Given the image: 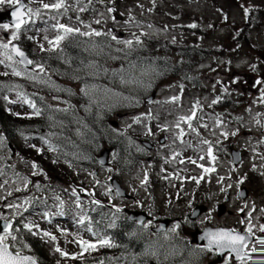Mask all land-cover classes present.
<instances>
[{
    "label": "rangeland",
    "instance_id": "374dc122",
    "mask_svg": "<svg viewBox=\"0 0 264 264\" xmlns=\"http://www.w3.org/2000/svg\"><path fill=\"white\" fill-rule=\"evenodd\" d=\"M21 1L27 9L28 6L36 9L39 15L49 4L48 0ZM174 6L179 11L173 9ZM251 7L260 12L251 39L257 48L243 44L246 41L233 42L235 27L241 25L245 11ZM110 10L112 14L101 12L98 17L103 18L112 33L115 46L126 44L131 39L127 34L137 32L155 38L158 45L166 42L184 46L193 42L207 49H220L221 53L216 54L214 60L207 57L194 65L192 73L198 74L203 90L187 86L180 77L160 76L154 66L143 62L115 71L108 78V84L103 83L100 70L87 64L79 69L80 74L97 82L84 85L80 81L77 85L66 80L68 87L61 85L55 76L54 82L41 79L39 70L34 69L35 64L26 73L13 69L3 71L0 67L1 75L12 77L0 84V107L6 114L15 119L26 117L29 109L16 89L22 87L28 91L40 87L48 94L46 99L51 107L60 111V118L62 115L69 121L68 128L51 121L58 136V132L66 135H60V139L69 140V149L61 153L63 159L55 158L53 171L48 167L52 161L46 162L51 156L42 153L45 151L43 142L57 135L48 129L37 135L22 127L5 139L0 130V221L17 222L18 228L12 227L14 232L27 228L44 244L45 252L38 259L41 264H71V256L85 258L88 255L80 254L79 246L92 243L93 238L80 222L83 211L93 203L106 208L121 205L128 212L139 211L144 205L151 216H160L158 220L179 218L174 228H168L162 235V241L158 234H143L133 228L136 234L148 238L142 243V254L134 259L141 257L148 260L145 261L148 264H172L176 260L174 264H209L215 260V255L210 256L212 251L191 243V232L195 230L222 226L261 239L264 234V0H124L117 9ZM128 13L145 22L126 24L123 16ZM54 20L57 21L56 17L48 18L49 23ZM199 21H205L204 27H209L205 34L198 36L190 33L189 28ZM58 24L66 26L68 22L59 19ZM45 28L46 25L31 31L20 30L24 35L21 41L33 40L29 48L32 52L35 47H44ZM15 31L0 24V60L14 62L7 50ZM246 36L240 39L245 40ZM102 65L107 68L111 64L102 62ZM78 89L85 101L77 110L89 113L94 104L97 109L93 120L102 123L104 135L111 140L126 136V140L116 146L119 151L102 138L97 144L87 141L88 128L81 129L89 125L73 121L75 113L71 104L76 98L70 97V105L67 101L70 93L79 92ZM222 90L228 91L238 104L232 111L238 120L234 123H228L224 115L207 107ZM127 93L141 95L144 102L135 105ZM151 95L155 98L147 103ZM149 143L154 145L153 150L147 148ZM220 143H223L222 148L228 146L227 149L241 151L242 157L236 165L228 153L226 157L221 152L219 157L211 155L215 150L213 146ZM82 146L90 149L96 158L106 148L114 153L109 155L108 165L101 167L97 159L93 162L85 158ZM37 162L39 165L41 162L40 167L36 166ZM118 166L121 173L115 171ZM111 173L118 178H111L112 181H116L127 196L116 198L111 194L107 186ZM241 189H246V200L236 196ZM201 204L207 208L203 214L185 223L183 216ZM219 205L226 206V210L219 213L216 209ZM57 209H61L60 213ZM97 235L100 239L103 236ZM3 242L6 241L3 239ZM11 249L19 254L31 252L29 247L11 246ZM103 260V264H120L115 256H105ZM237 264L248 262L243 260Z\"/></svg>",
    "mask_w": 264,
    "mask_h": 264
},
{
    "label": "trees",
    "instance_id": "16d2710c",
    "mask_svg": "<svg viewBox=\"0 0 264 264\" xmlns=\"http://www.w3.org/2000/svg\"><path fill=\"white\" fill-rule=\"evenodd\" d=\"M19 0H0V12L11 9L15 3ZM49 4L43 8L42 14L34 9L32 6H28L29 17L26 20L22 32L35 30L37 27L46 25L45 28V38L43 40V45L35 47L32 52L29 48L32 47V41L24 37L21 31H15L14 37L11 40L17 43L31 58L35 68L39 70L38 76L41 79H45L50 82H54V77L57 81L64 87H68L66 80L77 83L82 81L83 84L86 82L96 83L95 78H88L79 74V69H83L87 64H92L94 68L100 70L99 73L102 76L103 83L108 84V78L115 71H121L128 67L132 63L143 62L146 65H152L155 67L157 73L163 77H180V80L186 85H191L194 89L198 91L203 90V86H200L198 74H193L192 70L199 61H203L207 57H212L214 60L216 54L221 53L220 49H207L203 46L196 45L195 43L186 44L184 46H174L165 42L163 45L156 44L155 38H149L144 36L142 33L130 32L131 39L127 41L126 44L115 46L112 33L106 28V24L103 18H99L98 15L101 12L110 13V8H118L120 3L124 0H48ZM173 9L179 11V8L174 6ZM259 9L251 7L247 8L244 13V20L241 25L235 27V34L233 38L234 43L251 44L252 45V35L256 32V27L258 25V18L260 15ZM37 12V13H35ZM34 13V14H33ZM44 14H47L48 18L56 17L57 21L50 22L48 18H44ZM59 19H64L68 22V25L61 26L58 24ZM124 22L126 24H136L140 22H145L141 17L134 14L128 13L123 16ZM44 20L46 21L44 23ZM205 21H199L196 26L191 25L189 28L190 33L194 35L205 34L208 31V27H204ZM34 24V27L32 26ZM182 30H186L180 27ZM139 32V31H138ZM243 35H247L245 40L240 39ZM249 36V37H248ZM32 39V37L30 38ZM31 41V43H29ZM93 45V46H92ZM253 48H257L254 44ZM250 49V48H249ZM160 51V52H159ZM7 53L10 54L9 50ZM247 54V53H246ZM10 58L13 59L11 54ZM113 60L115 63H112ZM14 62H9L6 60H0V67L4 70L13 69L19 73H26L14 59ZM102 62H107L109 65L104 68ZM252 67V64H251ZM250 67V68H251ZM46 73L48 75H46ZM51 75V77H50ZM10 76V75H9ZM11 77V76H10ZM7 75L0 74V84L2 82L10 79ZM12 78V77H11ZM179 79V78H178ZM22 81V80H21ZM13 82V79L10 80ZM257 81H254V85ZM24 85V83H20ZM74 86V84H72ZM112 87V86H111ZM181 85L178 87L181 89ZM72 91L75 89L71 86ZM17 95L21 100L27 105L29 109V114L23 119H15L13 116L6 114L0 107V127L3 133V137L6 139V135H12L13 131L16 133L17 129L23 127L30 133H35L37 135L42 134V130L48 129L53 135H57L54 131V126H51V121L54 124H59L62 128H68L69 121L65 116L61 115L60 111L51 107V102L47 101L48 94L43 88L34 87L31 90L25 91L24 88H17ZM74 94V93H73ZM60 98L61 94H58ZM132 103L140 106L143 101L141 95H134L133 93H127ZM76 98L75 103L71 104V108L74 115L73 121L88 124L89 126L83 127L81 130L87 129V141L97 144L102 138L107 140L110 147H113L115 151H119L116 147L126 140V136L123 135L119 139L111 140L104 135V128H102V123L100 121L93 120L96 115V106L91 105L92 110L89 113L83 114L80 109L77 110L78 106L82 104L84 100L83 97L76 92L74 96ZM68 104L72 103V99L68 97ZM72 98V97H71ZM52 101V100H51ZM78 103V104H76ZM231 98L228 91H220L215 94L214 99L210 104L207 105L209 109L215 110L219 115H224L228 123H234L237 118L234 117L232 111L238 104ZM129 105V104H126ZM230 113V114H229ZM66 114V111L63 115ZM80 114V115H79ZM229 114V117H225ZM149 121V118H146ZM86 124V125H87ZM56 138L47 140L44 139L45 151L51 156V159L47 161H52L49 169L53 171V163L56 156H60L61 153L66 152L69 149L67 144L69 140L60 139V135H65L62 132H58ZM66 136V135H65ZM228 141V140H227ZM226 141V142H227ZM73 147V146H72ZM213 154L220 155L223 153L226 157L228 152V146L223 147V143L218 144V146H213ZM83 154L87 155L85 158L96 162V157H93V152L85 146H82ZM84 156V155H82ZM47 158L49 156H42ZM38 161V158H36ZM41 165V162H39ZM89 163V162H88ZM39 167V165L36 164ZM115 171L121 173V168L117 167ZM121 169V170H120ZM124 171V170H123ZM116 174L112 173V176ZM151 194V190H148ZM121 219V212L117 210L116 207L106 208L102 205L93 204L87 211L84 212V223L86 231L91 237L96 238L97 234H102L103 239L95 240L96 246L91 245L88 247L80 246L82 254H88L85 258L76 256L77 258L71 257V264L80 263H104V257H116V260L120 264H138L148 260H143L137 255L141 254L143 245L142 243L147 242L146 238H142L139 234L133 230L134 226L127 220L115 223L114 226L110 225L112 219ZM141 233V232H140ZM145 234V233H143ZM14 241L12 244L16 248L29 247L30 251L34 256L39 259L42 258V254L45 252V246L40 240L32 234L29 229L22 228L19 229L17 233H13ZM136 242V243H135ZM178 260L174 261L172 264L176 263ZM145 264H148L145 262Z\"/></svg>",
    "mask_w": 264,
    "mask_h": 264
},
{
    "label": "water",
    "instance_id": "95a60500",
    "mask_svg": "<svg viewBox=\"0 0 264 264\" xmlns=\"http://www.w3.org/2000/svg\"><path fill=\"white\" fill-rule=\"evenodd\" d=\"M26 6L20 1L16 8H12L9 11L0 13V24H6L13 28L19 29L23 26L24 20L26 18L25 12ZM10 51L14 58L25 68L31 69L32 63L27 53L23 51L17 44L12 43L10 45ZM154 96L147 99V103H151ZM162 143V142H161ZM147 148H150L149 144H146ZM109 150H104L100 157H98V162L100 165L104 166L107 163ZM231 158L234 165L240 161V154L238 151L231 152ZM113 189L118 197L127 196L124 191L120 188L116 181L111 182ZM238 197L245 199L247 197V192L242 189ZM220 209V208H219ZM204 207H197L192 212L190 219L193 220L198 217ZM222 211L221 209L219 212ZM132 222H136L141 225L147 217L140 212H131L128 218ZM12 222H2L0 221V232L10 230ZM165 228L164 224H161L156 231H162ZM192 242L197 245H203L205 248L214 250L217 252V262L226 254H230L235 260H240L243 258L250 257V254L245 253V249L249 243L252 242V237L246 236L244 233L231 231L227 229H205L203 232L194 231L191 234ZM0 264H41L33 255H17L9 249L8 244H0Z\"/></svg>",
    "mask_w": 264,
    "mask_h": 264
},
{
    "label": "flooded vegetation",
    "instance_id": "af4514ba",
    "mask_svg": "<svg viewBox=\"0 0 264 264\" xmlns=\"http://www.w3.org/2000/svg\"><path fill=\"white\" fill-rule=\"evenodd\" d=\"M202 205H204V204L197 205V206H195L194 208H197L198 206L202 207ZM145 207H146V206L143 205V206H141V208H140V210H139V212H143V213L146 214V216L148 217V220H147L145 223H143V224L141 225V226H142L141 228H142V230H143V233L149 234V233H147V230H150V232H151L152 234H158V233L154 232V230H155V228H156L160 223H162V224H164V225H167L168 228L173 229L175 223L178 222V220H179L178 217H176L175 219H169V218H167V219H165V220H158V218H159L160 216H159V217L151 216L150 213L147 211V209H145ZM218 207H219V206H216V209H217ZM206 209H207V208L205 207V210H206ZM123 212H124L125 215H126L127 209L124 208V209H123ZM228 212H229V211H228ZM190 214H191V212H190V213L187 212V214L183 216V217H185V220H183L185 223L188 222V221L190 222ZM184 222H183V223H184ZM131 224L134 225V226H136V224H134V223H131ZM146 229H147V230H146ZM167 232H168V230H166V231H165L164 233H162V234H158V238H159V240L162 241V239H161V238H163L162 235H164V234L167 233ZM251 232L253 233L254 230H251ZM263 235H264V234H261V237H260L261 239H257V237H255V241H254V243H252V245H250L249 250H250L252 253L256 252V254H254V259L248 261V264H254L256 261L262 262V263L264 264V239L262 238ZM253 248H254V250H253ZM142 250H143V248H142ZM209 253H210V256H214V255H215V259H216V254H215L214 252H209ZM230 258H231L230 256L225 255V257L222 258L220 264H237V263H240V262H235L233 258H231V259H230ZM211 262H214V260L211 261ZM211 262H209V263H211Z\"/></svg>",
    "mask_w": 264,
    "mask_h": 264
},
{
    "label": "bare ground",
    "instance_id": "6f19581e",
    "mask_svg": "<svg viewBox=\"0 0 264 264\" xmlns=\"http://www.w3.org/2000/svg\"><path fill=\"white\" fill-rule=\"evenodd\" d=\"M143 251H141V254H142Z\"/></svg>",
    "mask_w": 264,
    "mask_h": 264
}]
</instances>
